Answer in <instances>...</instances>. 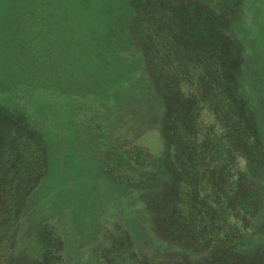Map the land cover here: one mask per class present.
<instances>
[{
    "label": "trees",
    "instance_id": "1",
    "mask_svg": "<svg viewBox=\"0 0 264 264\" xmlns=\"http://www.w3.org/2000/svg\"><path fill=\"white\" fill-rule=\"evenodd\" d=\"M130 1L136 66L109 97L136 125L116 132L92 113L85 122L88 112L75 121L89 152L104 146L97 179L125 192L124 212L99 214L97 197L76 195V232L67 206L39 209L57 169L52 142L68 131L50 135L60 90L32 88L26 105L43 91L56 122L0 104V264H264V0ZM109 63L96 61L102 73ZM153 132L158 150L139 142Z\"/></svg>",
    "mask_w": 264,
    "mask_h": 264
},
{
    "label": "rangeland",
    "instance_id": "2",
    "mask_svg": "<svg viewBox=\"0 0 264 264\" xmlns=\"http://www.w3.org/2000/svg\"><path fill=\"white\" fill-rule=\"evenodd\" d=\"M253 1L257 5L263 4L261 0ZM255 12L258 23L259 12ZM247 13L249 20H254L250 8ZM132 16L130 0H0V104H19L24 110L23 114L28 117L38 118L42 113L44 120L41 118V125L43 123L42 126L47 127L46 121L56 122V119H52L53 113L48 116L44 113L50 103L42 102L45 99L43 91H32L36 98L32 102L40 105L35 108L26 105L30 101L29 91L48 86L60 90L55 114L57 125L50 135L59 139L62 130L66 129L68 133L64 139L67 141L52 142L51 154H57L54 162L57 169L52 184L40 194L38 206L44 213L49 212L55 203L67 206L69 222L73 223L74 230L76 226V232L85 230L81 222L82 226L77 227L78 218L81 217L76 212L79 200L72 201L76 195L88 202L94 199L93 196L97 197L100 201L99 214L108 216L124 212L125 192L115 190L111 194L113 188H105L97 179L98 169L94 158L101 154L104 146L89 152L90 145L83 137L85 130L75 121L80 118L82 121L88 112V117H84L85 122L92 113L107 119L116 132H125L127 125H136L126 107L114 106L112 103L119 104V101L116 99L114 102L112 96L109 97L112 84L119 89L121 84L118 82L130 76L136 66L130 59L135 53L127 37L133 36ZM76 37L84 39L81 41L77 38L78 42L71 40V43L70 39ZM257 39L264 41V36H257ZM115 53L117 56H114ZM108 55L113 65H106L105 75L97 67L96 61ZM59 61L61 63L58 65ZM32 73L35 74L34 78L30 77ZM63 74L70 76V81L62 79ZM66 88H69L70 96L64 94ZM121 93H115V97ZM66 115L73 118L71 122ZM110 132L107 131L108 136ZM156 134L146 135L139 141L140 144L158 150L160 143ZM64 149L74 150L76 157L65 160L61 153ZM57 158L60 160L57 161ZM77 185L87 189L77 191ZM89 193L91 197L83 196ZM49 201H53L52 204H47Z\"/></svg>",
    "mask_w": 264,
    "mask_h": 264
}]
</instances>
